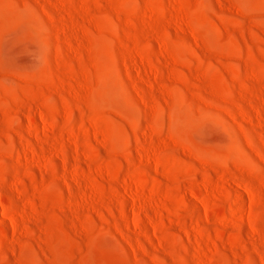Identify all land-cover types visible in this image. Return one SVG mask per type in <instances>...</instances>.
I'll list each match as a JSON object with an SVG mask.
<instances>
[{"label": "rangeland", "instance_id": "1", "mask_svg": "<svg viewBox=\"0 0 264 264\" xmlns=\"http://www.w3.org/2000/svg\"><path fill=\"white\" fill-rule=\"evenodd\" d=\"M0 264H264V0H0Z\"/></svg>", "mask_w": 264, "mask_h": 264}]
</instances>
